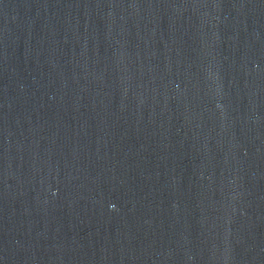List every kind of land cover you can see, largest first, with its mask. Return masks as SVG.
<instances>
[{"label":"water","instance_id":"water-1","mask_svg":"<svg viewBox=\"0 0 264 264\" xmlns=\"http://www.w3.org/2000/svg\"><path fill=\"white\" fill-rule=\"evenodd\" d=\"M0 264H264V0H0Z\"/></svg>","mask_w":264,"mask_h":264}]
</instances>
